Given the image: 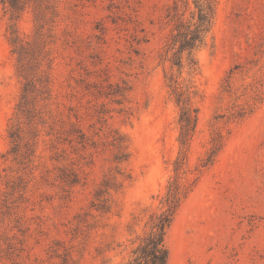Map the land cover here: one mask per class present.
Wrapping results in <instances>:
<instances>
[{
    "label": "rangeland",
    "instance_id": "rangeland-1",
    "mask_svg": "<svg viewBox=\"0 0 264 264\" xmlns=\"http://www.w3.org/2000/svg\"><path fill=\"white\" fill-rule=\"evenodd\" d=\"M5 1L0 0V176H11L18 186L17 176H23L27 187L9 195L3 207L0 179V246L16 264H123L130 240L142 234L158 207L179 151L177 108L164 79L168 63L160 58L170 0H17V12L12 0ZM12 16H19L15 29L27 42L25 72L48 81L35 124L21 120L25 143L39 136L35 146L21 144L19 164L3 157L21 93L17 56L8 41ZM197 59L194 81L201 100L190 168L208 150L213 129H221L226 141L167 232L168 264H264V0H217L210 39ZM237 65L229 93L223 92ZM124 83L130 91L121 104L102 95L108 84ZM256 94L261 102L253 113L228 122L235 106ZM73 113L94 146L74 150L48 135L52 121L54 132L61 121L67 128L69 116L76 122ZM113 132L127 140L130 157L121 169L131 181L111 194L110 213L86 217L94 189L114 167ZM71 161L81 184L63 192L57 168ZM11 263L0 258V264Z\"/></svg>",
    "mask_w": 264,
    "mask_h": 264
},
{
    "label": "trees",
    "instance_id": "trees-1",
    "mask_svg": "<svg viewBox=\"0 0 264 264\" xmlns=\"http://www.w3.org/2000/svg\"><path fill=\"white\" fill-rule=\"evenodd\" d=\"M1 2L2 4L6 3L5 0H1ZM10 5L15 12L21 11L17 0H12ZM216 8L217 0H170L165 8L163 19L165 26L168 28V33L163 42L160 58L164 63H168V69L164 71V79L169 96L177 108L179 151L172 162V175L167 181L164 194L159 198L158 207L156 211L148 214L142 234L136 235L130 240L132 245L130 255L123 264H168L169 252L165 245L167 232L182 204L196 187L202 174L212 167L225 146L226 136L222 130L213 129L208 150L198 164L193 169L190 168V146L197 129L199 102L201 100V95L194 81V75L199 71L197 53L207 45L210 39ZM18 18L19 16L15 18L12 16L11 18V21L14 22L9 27L8 41L12 47V52L17 56V74L21 79V93L7 131L11 147L3 156L6 160L10 159L11 162L16 164H19L23 159L20 146L25 143L21 126L23 122L21 123V120H26L27 123H24L28 126L35 124L33 123L35 112L41 114L42 108L45 107L43 102L47 100L45 94L48 84L44 76L41 75L33 80L25 72L22 50L27 42L19 37L15 29V21ZM237 69H239L238 65L229 71L225 81L226 84L229 83L234 71ZM229 89L228 84L224 87L223 92L229 93ZM129 91L130 87L125 83L123 86L108 84L102 95L121 104ZM260 102L261 98L256 94L251 99L246 100L244 104L235 106V110L228 117V122L238 123L243 121L253 113L256 105ZM69 111L74 112L73 109H69ZM72 117L76 119V122H72L70 120L71 116H69L67 128L62 126L63 122L61 121L55 132L52 125L56 123L52 121L48 125L51 128L48 135H55L56 140L68 143L74 150L77 148L85 149L89 143L94 146L96 141L86 135L79 124L77 114L73 113ZM40 123L44 125L45 120L41 119ZM226 133V135H229L230 132ZM31 135H33V132ZM38 136L36 132L25 144L35 146ZM111 145L115 149L113 155L114 167L106 176H103L99 185L94 189L88 211L85 213L86 217L110 213L112 210L111 194L119 193L124 184L131 181V176L125 174L121 169L123 164L128 163L130 157L127 140L124 136L113 132ZM61 152L63 153L64 150ZM60 157L63 156L60 155ZM56 160L59 161L58 158ZM62 161H64L63 158ZM57 169L59 171L57 176H61L58 179H60L63 192H68L67 189L81 184L79 170L76 169L72 161L69 164H62ZM0 179L5 186L3 193L5 199L2 206L7 207L8 196L25 191L27 186L23 184V176H17V182L21 186L15 185L11 176H0ZM143 212H147V209H144ZM5 245L8 246V244ZM0 258L11 261V264H16L15 259L8 254L6 248L1 246Z\"/></svg>",
    "mask_w": 264,
    "mask_h": 264
}]
</instances>
